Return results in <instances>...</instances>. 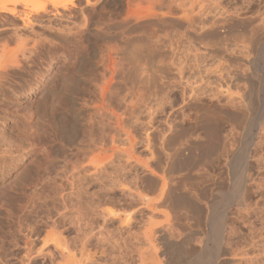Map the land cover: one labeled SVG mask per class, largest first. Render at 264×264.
Wrapping results in <instances>:
<instances>
[{
	"label": "rangeland",
	"instance_id": "rangeland-1",
	"mask_svg": "<svg viewBox=\"0 0 264 264\" xmlns=\"http://www.w3.org/2000/svg\"><path fill=\"white\" fill-rule=\"evenodd\" d=\"M29 1L31 6L28 8L23 3L17 5L19 10L28 12L27 16L20 12L0 11V44L6 43V50L0 48V59L20 58L12 66H7H11L8 68V82L11 84L7 86L11 90L7 95L0 94V264L5 260L22 264L28 253L29 238L35 255L44 238L53 237L55 226L66 228L74 241L81 239L82 235L94 239L97 221L89 208L92 206L89 190L98 191L101 183L109 185L111 181L129 179L132 171L124 158L119 157L97 179L80 180L75 176L71 183L68 181V173L71 172L62 174L63 165L70 169L73 160L87 157L88 153L84 154L81 147L92 124L97 122L94 103L101 98L97 86L103 81L100 74L104 70L102 54L109 44L119 43L125 32L117 22L102 32L95 21L108 17L120 20L126 0H102L92 7L84 6L85 0H79L76 6L66 9H55L49 5L47 12L40 11L39 15L31 8L47 0ZM216 1L212 0L201 20L184 32L181 50L172 54L162 53V44H152V51L145 49L141 52L139 61L134 55L126 58L123 63L127 70L124 76L121 72L115 75L114 92L111 90L108 94L120 112L125 110V104L114 96L116 92L124 93L127 88L136 98L156 105L171 93L178 70L186 65L189 55L199 46L209 49L211 57L208 63L215 62L216 65L220 62L225 78L232 80L240 91H255L253 96L255 100L258 98L257 106L249 107L250 111L246 109V119L242 118L245 113L241 116L244 122L235 109L228 108L221 114L218 110L221 109L220 103L205 91L201 103H191L193 105L188 110L192 118L190 122L187 117L183 119L181 113L176 115L177 127L166 139L165 151L161 152L164 165L167 164V154L172 158L171 219L178 230L195 233L192 241L195 249L202 246L203 241L211 244L208 235L198 234V231L205 229L208 232L213 222L220 221L217 220L222 208L218 203L224 196L228 197L229 189L236 187L244 169L246 151L252 147V135L257 132L252 122L262 116L264 108V0H219L231 10L240 8L243 14L230 21L223 30H213L215 20L223 12ZM83 7L87 12L82 11ZM84 14L89 18L92 16L88 32L74 34L75 24H83ZM169 31L174 33L171 27ZM23 40L27 41L26 46ZM151 52L161 55V60L157 61H160L162 69L147 73L145 69ZM250 56L255 58V62L245 64L244 60ZM79 71L89 74L85 85H73L72 81L80 76ZM92 78L99 83H93ZM215 81L213 78L209 86H213ZM78 84L80 88L76 87ZM179 95L173 94L177 98ZM224 103L227 105L226 101ZM143 109L135 112L131 122L139 142L136 141L137 150L140 148L144 155L139 141L145 117ZM196 117L198 123L194 122ZM262 125L259 135L254 138L258 141L255 147L258 160L252 162L250 168L257 172V179L249 187L247 205L233 206L230 223L236 235L232 242L234 251L224 256V259L233 256L244 264H264V123ZM97 154L98 151L88 155ZM104 154L107 153L103 152L101 157ZM126 202L128 198L124 197L121 203ZM135 241L133 234L119 232L111 226L101 236L109 257L107 264H133L131 249ZM43 257L44 254L35 256L34 262L47 264Z\"/></svg>",
	"mask_w": 264,
	"mask_h": 264
},
{
	"label": "bare ground",
	"instance_id": "bare-ground-1",
	"mask_svg": "<svg viewBox=\"0 0 264 264\" xmlns=\"http://www.w3.org/2000/svg\"><path fill=\"white\" fill-rule=\"evenodd\" d=\"M77 1L79 0H47L33 5L31 9L37 11L39 15L40 11L47 12V7L49 5H53L55 9H59L60 7L66 9L69 6H76V4H78L76 3ZM99 1L102 0H96L94 2L93 0H85L84 6L92 7L97 5ZM123 1L122 4L124 3ZM211 1L212 0H126V4H124L125 9H123L124 14H121V16H123H120V20L117 18L118 21H116V19L112 17V19L109 17L107 19H99L97 17L98 19L95 21V24L102 29V32L103 29L114 22L123 26L125 30L119 42L120 44H109L104 54H102L103 62H101L104 70L100 74L103 77V81L99 83L95 81L96 78L95 80L92 78L95 81L93 83H99V87L96 86L98 90H100L99 94L101 97L99 102L97 101L94 103L97 110V122L92 124V128L88 132V137L82 142V147L80 146L82 149H80L81 151L83 150L84 154L88 153L90 155V153L92 154L96 151H98L99 154L92 157L87 154V157H83L82 160H73L70 169L63 165L64 169L62 174L64 171L71 172L68 173V181L71 183H73L72 179L75 176H78L80 180L97 179L108 169V166L112 165L113 161L119 157L124 158L127 166H129L132 171L130 172L129 179L126 177L118 181H111L112 183L109 185L101 183L98 187V191L89 190L92 202V206H89V208L93 215L96 216L97 221V226L95 227L97 233L94 239L91 240L85 235H82L81 239L74 241L66 228H58V226H55L53 237L44 238L42 246L37 250L36 254L33 255L34 250L29 235V242L26 241L28 253L22 264H37L34 262L35 256L41 254H44L43 259L46 258L47 264H107L109 257L101 242V236L106 234L111 226H114L119 232H128L130 235L133 234L135 236L136 241L133 243L131 249V256L132 259H134L133 264H225L227 263L226 261H228L229 264H244L238 258L231 256L229 259H224V256H228V253L231 251L233 253L234 251L232 242L235 240L236 235L234 226L230 223L234 211L233 206L234 204L240 206L247 205L249 187L251 183L257 179V172H252L250 168L252 162L258 160L255 154V147L258 141L254 138L259 135L258 133L263 127L264 108L262 116L257 119L252 116L254 114L253 112H255V108L253 112L251 111L253 114L250 112V116H252L250 118L255 119L252 122L254 125L253 128H255L257 132H254L252 135V149L250 148V150L248 149L246 151V157L243 160L244 169L239 175L238 180H235L236 187L229 189L228 197L224 196L221 201L219 200L218 207L220 206L222 208L221 212H223L222 214L220 212L221 216L217 220L220 221L218 223L213 222V224L217 223V225L212 224L208 232H206L205 229L198 231V234L208 235L211 244L202 240L205 243L202 244V246L196 247L198 249H195V245L194 247L192 246L195 233L178 230L175 221L171 219L170 210L172 204L170 201V193L172 189V177L170 174V165L172 158L170 159L171 155L167 154V164L164 165L161 160V152L165 151L166 139L168 140L170 133L177 127L176 115L181 113L182 118L185 119L187 117L186 120L190 122L192 118L191 115L188 114V110L195 102H202L201 100L203 99L205 91L209 97L220 103L221 109L218 110L221 114L228 108L235 109V112L240 115V118L242 114L244 115L245 113V116L242 117L243 119L247 115L246 109L257 106L255 104L258 98L255 100L253 96L255 91H240L232 80L225 78L223 72L224 67L220 62L216 63V65L214 64L215 62L212 64L208 63V58L211 57L208 52L209 49L199 46L189 55L186 65L178 70L176 80L170 89L171 93H169L167 97L161 99L156 105H150L136 98L130 88H127L124 93H121V91V94L116 92L114 96V98L116 97L115 99H119L125 104V110L120 112L118 110L119 107L117 108L113 103L112 97L108 95L111 93L115 75L121 72V75L124 76L127 70L123 63L126 58H133L134 55L136 58L135 60L139 61L142 57L141 52L145 49L151 50L152 44H162V53L166 51L172 54L181 50L183 47L184 32L193 28L196 23L201 20L202 16L209 8ZM19 3L25 4L27 8L31 6H29V0H0V11L8 13L20 12V14L22 13L27 16L28 12L26 10H19L17 8ZM216 5L223 12L220 17L215 20V24L212 27L213 30H223L230 21L241 17L243 14L240 8L231 10L226 4L219 0L216 1ZM82 11L87 12L85 7H83ZM82 18V25L74 23L76 27V32L73 31L74 34L88 32L90 18L85 14ZM79 22H81V20ZM170 27L173 28L174 33L169 31ZM72 36L74 38V35ZM21 37L20 39L22 40ZM71 38L72 37L69 36L68 39ZM25 41L26 40H23L22 43H25L24 45L26 46L27 41ZM4 44L1 42V50L6 47ZM12 51H15V49ZM12 51L10 53H12ZM9 55L10 54L6 56L8 57ZM156 55L152 53V55L149 56L150 58L148 57L149 62L147 69H145L147 73L158 72L162 69L160 61H157L161 60L159 59L161 55ZM248 56L249 55H247V57ZM10 57L12 58V56ZM18 58L2 60V57L0 59V94L2 95H7L9 93L10 88L8 89L7 86L8 83L11 84V82H8L10 79L8 78V68L11 67L12 64H15V60ZM254 60L255 58L250 56L244 60V63L252 64L255 62ZM9 64H11V66L7 68ZM79 73L80 76L77 77L78 80L75 78V81H72L75 83L73 85H76V83L82 85L87 82L86 77L89 74L85 72L83 74L82 71H79ZM213 78H215L216 81L213 86H209ZM76 87L78 88L79 84ZM205 87L207 90H203ZM77 88L73 90H77ZM73 90L71 89V92H73ZM177 93H180V98L173 96V94L176 95ZM254 95L257 96V94ZM139 101H142L141 105H138ZM212 101L214 102V100ZM224 101L227 102V105H223L225 104ZM213 104L214 103H211V105ZM142 107L144 108L143 112L145 113V117L142 121L141 139L139 141L144 155L139 150L140 148L137 150L138 147H136V145L138 141L136 140V132L131 122V119H134L135 112ZM248 110L247 112L249 114L250 110ZM242 118L241 122H244L246 118L244 120ZM197 121L198 118L196 117L194 122L198 123ZM251 126L252 125H250V127ZM103 152L107 154L101 157ZM124 197L128 198L126 204L121 203ZM3 264H14V262L5 260Z\"/></svg>",
	"mask_w": 264,
	"mask_h": 264
}]
</instances>
